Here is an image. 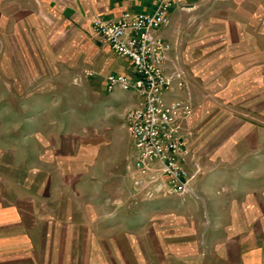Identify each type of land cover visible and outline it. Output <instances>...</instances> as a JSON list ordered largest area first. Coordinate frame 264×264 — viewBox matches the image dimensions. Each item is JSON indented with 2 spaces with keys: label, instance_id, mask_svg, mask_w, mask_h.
<instances>
[{
  "label": "crops",
  "instance_id": "0c3cea01",
  "mask_svg": "<svg viewBox=\"0 0 264 264\" xmlns=\"http://www.w3.org/2000/svg\"><path fill=\"white\" fill-rule=\"evenodd\" d=\"M159 1L0 0V20L13 19L16 33L36 24L38 33L52 35L44 46L36 44L47 55L38 65L69 66L77 58L83 66L86 47L96 51L91 35L99 40V73L133 75L131 61L101 41L92 20L151 12ZM172 2L170 25L159 32L172 46L167 72L176 64L197 73L198 61L210 58L217 42L223 66L238 68L245 91L260 87L264 0ZM71 33L77 35L74 54ZM60 38L67 45L52 54ZM209 60L206 67L214 62ZM84 67L77 79L67 71L68 81L94 75ZM184 93L175 88L165 99ZM79 96L76 112L59 103L18 107L30 118L0 127V264H264V185L255 165L205 171L190 195L146 199L133 185L136 150L125 122L141 97L120 88L108 92L105 82L100 92L79 90ZM98 98L111 111L101 123ZM16 111L9 107L2 114ZM114 130L123 134L119 140Z\"/></svg>",
  "mask_w": 264,
  "mask_h": 264
},
{
  "label": "rangeland",
  "instance_id": "374dc122",
  "mask_svg": "<svg viewBox=\"0 0 264 264\" xmlns=\"http://www.w3.org/2000/svg\"><path fill=\"white\" fill-rule=\"evenodd\" d=\"M15 30L13 19L9 22L4 18L0 20V127L4 124L9 129L12 128L14 119L19 116L23 120L30 118V112L20 114L18 107L42 109L50 103H59L62 107L71 108V112H76L81 100L79 90L95 89L100 92L103 89L108 74L99 73L103 68L96 59L99 42L97 36L89 35V40L96 43V51L90 46L86 47V61L83 65L94 75L85 77L82 81H68L70 76L67 71H71V79L83 72V66H79L77 58L71 59L69 66L38 65L41 59L47 62V55L44 48L37 49L36 44L42 41L39 43L44 46L47 38L52 35L38 33L36 24L25 30L28 31L25 33H16ZM203 32L205 34V30ZM76 37V34H70V41L74 43L71 54L77 51ZM57 41L59 46L62 45L58 50L52 51V54H62L67 45H63L62 38ZM201 43H205V35ZM216 43H213L215 51L209 52L210 58L213 54L211 59H214L210 67L204 65L210 59L206 57L198 61L197 73H190L181 65L185 74L183 93L185 92L184 96L189 98L193 108L192 119L185 128L184 136L193 154L191 167L196 163L200 168L199 175H203L205 171L226 169L229 165L239 170L246 165H255L262 172L260 180L264 185V76L260 87L245 91L247 84L241 82V76L235 73L238 68L235 67V71L230 72V67L223 66V49L221 43ZM111 54L114 55L112 52ZM55 95L61 97H54ZM93 102L92 99L89 104ZM9 107L12 110L17 108V111L2 114ZM110 112L98 98V123L104 121ZM42 113H39L40 117ZM114 133L118 135H115L118 140L123 135L121 131L114 130ZM252 155L260 158L255 162L250 161L249 157Z\"/></svg>",
  "mask_w": 264,
  "mask_h": 264
},
{
  "label": "built area",
  "instance_id": "2783aa9c",
  "mask_svg": "<svg viewBox=\"0 0 264 264\" xmlns=\"http://www.w3.org/2000/svg\"><path fill=\"white\" fill-rule=\"evenodd\" d=\"M172 0H160L151 12L128 11L115 19L95 17L92 27L101 41L119 57L131 61L134 74L111 73L106 89L139 94V105L125 115L134 141L133 185L146 199L193 194L200 174L185 141V128L193 113L188 97L166 101L174 89L185 91L184 72L176 64L167 72L171 44L159 32L170 25ZM92 75V72H87Z\"/></svg>",
  "mask_w": 264,
  "mask_h": 264
}]
</instances>
